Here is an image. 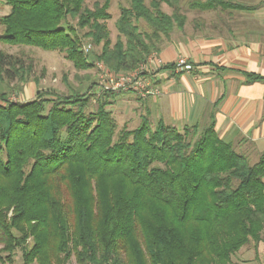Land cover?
Returning a JSON list of instances; mask_svg holds the SVG:
<instances>
[{"label":"trees","instance_id":"16d2710c","mask_svg":"<svg viewBox=\"0 0 264 264\" xmlns=\"http://www.w3.org/2000/svg\"><path fill=\"white\" fill-rule=\"evenodd\" d=\"M5 1L0 42L62 51L77 70L94 66L86 40L101 44L94 56L108 70L124 73L186 21L174 6L163 11V0H130L112 44L108 0L93 9L84 0ZM218 5L252 8L230 0L189 6ZM31 68L0 50V82L24 81ZM94 82L83 92L38 90L28 100L0 90V262L1 252L11 259L19 250L23 264H58L71 255L79 264H226L242 246L264 241V152L250 162L213 121L178 130L144 115L134 128L118 129L107 110L117 93L97 95L90 109Z\"/></svg>","mask_w":264,"mask_h":264},{"label":"crops","instance_id":"0c3cea01","mask_svg":"<svg viewBox=\"0 0 264 264\" xmlns=\"http://www.w3.org/2000/svg\"><path fill=\"white\" fill-rule=\"evenodd\" d=\"M230 1L252 7L239 10L242 28L216 33L194 27L173 30L156 52L165 66L152 76L163 94L139 99L140 116L147 115L152 124L162 120L178 130L213 121L218 136L235 150L259 156L264 152V81L247 82L246 74L264 77V0ZM178 56L192 64L190 71L169 69Z\"/></svg>","mask_w":264,"mask_h":264},{"label":"rangeland","instance_id":"374dc122","mask_svg":"<svg viewBox=\"0 0 264 264\" xmlns=\"http://www.w3.org/2000/svg\"><path fill=\"white\" fill-rule=\"evenodd\" d=\"M152 0H144V3L149 5ZM162 1V0H159ZM195 0H163L160 7L166 13H171L174 7L178 8L180 14L186 17L183 30L191 28H206L204 31L207 33H216L217 31L227 28H242V17L239 15L240 11L227 8L222 10L218 5L215 9L200 10L191 8L189 5ZM205 1V0H201ZM105 0H84L83 7L93 9L95 4L102 5ZM130 0H108L107 12L110 14L109 18L104 21L106 28L109 32L111 43L113 44L118 34L116 23L120 14V8L129 6ZM174 6V7H173ZM10 7L6 4L5 0H0V16L7 14ZM70 23L76 26V20L69 19ZM3 27L0 25V34ZM86 28H79L78 32L81 34L86 31ZM175 30H177L175 28ZM204 32V33H205ZM84 46L90 45L89 51H85L88 60L92 61L94 66L87 70H77L73 64L68 61L62 51L59 50H44L39 47H31L25 45H8L0 42V50L20 56L24 63L31 64V71L27 74L24 81L19 80L18 77L8 81L4 79L0 82V90L8 92V98L11 100H28L34 98L38 90H46L49 93L67 94L72 91L86 90L87 84L97 77V63L98 61L94 54L101 51L100 45H93L84 41ZM82 45V46H83ZM83 46V49H84ZM109 99L112 104L107 106L115 121L118 129L126 127L132 129L137 126L141 120L140 114H143V108L139 99L131 93H120L110 96ZM93 104L91 110L97 106V95H92ZM246 153V152H245ZM250 162H255L259 156H249ZM10 214V213H9ZM2 245L0 244V248ZM4 260L0 264H23L20 251H15L11 259H7L6 252H1ZM255 256L259 258L252 259L248 264H264V241H260L257 246L251 241L242 246L237 252L230 256L229 262L226 264H241L244 260L251 259ZM62 258V257H60ZM32 264H36L33 262ZM56 264V262H55ZM58 264H79L75 257L71 255L68 260L62 261ZM222 264V263H221Z\"/></svg>","mask_w":264,"mask_h":264},{"label":"built area","instance_id":"2783aa9c","mask_svg":"<svg viewBox=\"0 0 264 264\" xmlns=\"http://www.w3.org/2000/svg\"><path fill=\"white\" fill-rule=\"evenodd\" d=\"M90 46H84L89 51ZM98 74L90 92L100 95L101 93H131L140 99L158 97L163 94L159 85L152 79L156 70L164 68L162 58L156 52L147 56L145 61L136 68L124 72L113 73L101 63H97ZM175 73L190 71L192 64L184 57L178 56L175 62L169 67Z\"/></svg>","mask_w":264,"mask_h":264}]
</instances>
